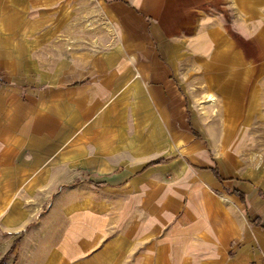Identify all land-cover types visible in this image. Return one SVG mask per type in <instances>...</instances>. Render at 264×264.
Masks as SVG:
<instances>
[{"label":"crops","instance_id":"crops-1","mask_svg":"<svg viewBox=\"0 0 264 264\" xmlns=\"http://www.w3.org/2000/svg\"><path fill=\"white\" fill-rule=\"evenodd\" d=\"M260 2L239 0L249 12ZM2 25L1 259L12 252L18 261L11 264H264L262 70L250 66L247 79L244 71L236 74L239 119L248 120L250 134L255 128L259 144L250 152L248 182H236L243 197L236 195V256L229 259L225 233L190 228L202 219L185 208L187 161L203 167L208 156L194 139L170 67L154 58L81 50L64 38L5 36ZM256 44L261 53L249 60L264 61V40ZM156 161L162 163L149 166ZM82 174L105 190L99 202L105 214L75 217L67 234L56 226V236H41L48 216L35 214L37 207L49 190L55 194ZM112 223L120 225L119 244Z\"/></svg>","mask_w":264,"mask_h":264},{"label":"rangeland","instance_id":"rangeland-1","mask_svg":"<svg viewBox=\"0 0 264 264\" xmlns=\"http://www.w3.org/2000/svg\"><path fill=\"white\" fill-rule=\"evenodd\" d=\"M127 1L130 6L119 0H0V22L13 28L2 25L1 33L7 36L10 31L21 39L24 33L44 40L64 38L81 50L120 52L130 59L154 58L167 64L186 97L191 129L198 133L194 139L208 156L203 167L187 161L185 208L202 219L192 221L190 228L225 233V256L232 259L236 204L240 205L233 192L236 182H248L250 152L254 155L259 144L255 128L250 134L248 120L239 119L236 74L244 71L247 79L251 66L264 75V61L249 60V54L261 53L262 46L256 43L264 40V0L252 12L239 0H182V5L178 0ZM210 167L218 168L222 180L203 171ZM90 178L82 174L78 182L66 183L55 194L48 191L45 204L34 212L48 216L41 236H56V226L67 234L75 217L105 214L99 204L105 190ZM117 208L112 212L119 213ZM198 223L201 226L195 227ZM40 224L37 220L30 229ZM111 227L119 244L120 225ZM17 261L18 255L10 252L0 264Z\"/></svg>","mask_w":264,"mask_h":264},{"label":"trees","instance_id":"trees-1","mask_svg":"<svg viewBox=\"0 0 264 264\" xmlns=\"http://www.w3.org/2000/svg\"><path fill=\"white\" fill-rule=\"evenodd\" d=\"M197 134L198 133L194 131V135L197 136ZM160 163H162V161H156V162L151 163L149 166L160 164ZM210 170L212 171V173L215 175V177L218 180H222L217 167L211 168ZM233 194L238 195L240 197H243V195L240 192H238V191H234ZM252 223L256 224L257 226H260V220L259 219L254 220Z\"/></svg>","mask_w":264,"mask_h":264}]
</instances>
